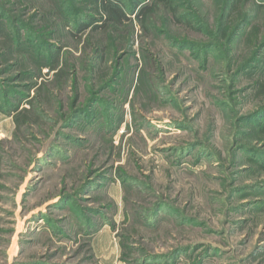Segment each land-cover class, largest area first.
Returning <instances> with one entry per match:
<instances>
[{
  "label": "rangeland",
  "instance_id": "1",
  "mask_svg": "<svg viewBox=\"0 0 264 264\" xmlns=\"http://www.w3.org/2000/svg\"><path fill=\"white\" fill-rule=\"evenodd\" d=\"M98 2L0 0V264H264V0Z\"/></svg>",
  "mask_w": 264,
  "mask_h": 264
},
{
  "label": "trees",
  "instance_id": "2",
  "mask_svg": "<svg viewBox=\"0 0 264 264\" xmlns=\"http://www.w3.org/2000/svg\"><path fill=\"white\" fill-rule=\"evenodd\" d=\"M144 0H140L138 1L135 6L133 7V9L129 8V6L126 5L125 1L122 0H109V1H105L104 5L102 6L98 0L97 2L99 3V7L101 10H105L107 16H108V20L109 22H115V23H120L122 21H124L125 19H127V12L125 11V8L127 10H129L130 13L136 11V9L138 8V6H140L143 3ZM149 12V9H143L141 11V16L140 18H143L144 15H146ZM5 19L0 20V31L3 30L5 28ZM94 23V20L92 22H90L89 24H84L80 27V31H85L86 29L90 28ZM53 56L55 57V59H52V62H55V64H51L49 67L55 68L56 65L58 64V60H59V56L58 54H53ZM52 57V56H51ZM51 62V61H49ZM50 64V63H49ZM17 121V120H16Z\"/></svg>",
  "mask_w": 264,
  "mask_h": 264
}]
</instances>
